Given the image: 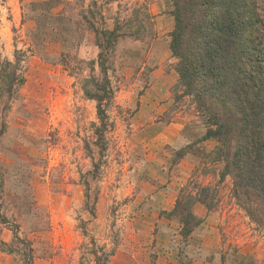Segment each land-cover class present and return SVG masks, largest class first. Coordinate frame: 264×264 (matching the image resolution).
<instances>
[{"label": "rangeland", "instance_id": "1", "mask_svg": "<svg viewBox=\"0 0 264 264\" xmlns=\"http://www.w3.org/2000/svg\"><path fill=\"white\" fill-rule=\"evenodd\" d=\"M172 11L0 0V264H264V234L179 87Z\"/></svg>", "mask_w": 264, "mask_h": 264}, {"label": "trees", "instance_id": "2", "mask_svg": "<svg viewBox=\"0 0 264 264\" xmlns=\"http://www.w3.org/2000/svg\"><path fill=\"white\" fill-rule=\"evenodd\" d=\"M171 1L178 84L208 126L200 141L219 142L212 162L223 164L221 179L232 178L238 206L264 234V0ZM98 91L114 97L110 87ZM90 95L98 103L103 135L107 106L98 93ZM210 191L203 187L199 200L208 210ZM180 196L175 210L188 211L181 201L185 188Z\"/></svg>", "mask_w": 264, "mask_h": 264}, {"label": "crops", "instance_id": "3", "mask_svg": "<svg viewBox=\"0 0 264 264\" xmlns=\"http://www.w3.org/2000/svg\"><path fill=\"white\" fill-rule=\"evenodd\" d=\"M209 141V140H208ZM205 142H207V141H205Z\"/></svg>", "mask_w": 264, "mask_h": 264}]
</instances>
